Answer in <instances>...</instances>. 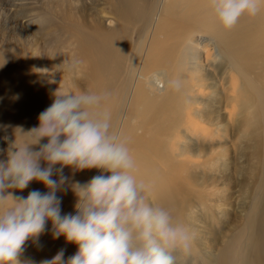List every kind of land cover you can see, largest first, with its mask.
I'll return each mask as SVG.
<instances>
[{"label": "bare ground", "instance_id": "obj_1", "mask_svg": "<svg viewBox=\"0 0 264 264\" xmlns=\"http://www.w3.org/2000/svg\"><path fill=\"white\" fill-rule=\"evenodd\" d=\"M44 1L42 11L32 16L33 26L24 28L22 39H17V32L0 45V131L15 138L18 128L27 131L38 126L39 114L50 106L59 87L108 92L99 111L110 115L114 130L127 142L137 164V178L152 184L151 201L179 219L187 202L194 200L190 192L203 187L195 172L216 159L214 152L202 150L177 160L184 152L180 150L174 157L170 143L193 123L189 121L191 110L202 109L195 104L201 66L209 76L219 75V83L213 87L224 95H216L211 106L206 105L208 109H236V97L226 95L225 87L232 76L257 99L261 86L255 75L260 64L264 66V42L259 39L256 19L245 15L232 29H218L206 0ZM96 7L103 9L100 17ZM28 30L33 33L31 39ZM205 46L208 49L201 59L200 49ZM74 57L83 61L76 74L65 76L56 71L64 60ZM42 69L48 71H38ZM177 78L183 85L180 91L171 89ZM233 114L228 112V119ZM201 119L215 122L217 116L208 110ZM63 171L71 181L81 183L99 174L96 169ZM32 190L46 191L43 185L31 182L13 194L26 197ZM57 195L62 200V214H75L71 189ZM260 202L257 229L244 245L245 250L259 248L251 264H264V186L254 208ZM24 249L19 257L22 264H40L61 249L67 260L77 246L63 236L54 238L49 222L38 241H27ZM203 263L202 259L199 264Z\"/></svg>", "mask_w": 264, "mask_h": 264}, {"label": "clouds", "instance_id": "obj_2", "mask_svg": "<svg viewBox=\"0 0 264 264\" xmlns=\"http://www.w3.org/2000/svg\"><path fill=\"white\" fill-rule=\"evenodd\" d=\"M206 3L222 30L232 29L245 15L256 16L264 6V0ZM82 63L75 57L64 60L56 71L74 75ZM172 83L176 91L183 87L180 78ZM109 95L59 87L39 114L38 126L18 128L19 139L15 135L0 150L7 157L0 161V264H22L26 242L38 241L49 222L53 237L63 236L77 251L65 260L61 249L40 264H177V254L190 250L194 230L151 201L152 184L137 178L127 142L114 130L110 115L99 111ZM64 168L73 173L96 169L99 174L73 182ZM31 182L46 191L13 194ZM68 188L75 197V214H62L57 193Z\"/></svg>", "mask_w": 264, "mask_h": 264}, {"label": "rangeland", "instance_id": "obj_3", "mask_svg": "<svg viewBox=\"0 0 264 264\" xmlns=\"http://www.w3.org/2000/svg\"><path fill=\"white\" fill-rule=\"evenodd\" d=\"M44 2L0 0V32L3 34L0 45L3 46L5 40L17 34V39H22L24 28L33 26L32 16L42 11ZM96 8L100 17L103 9ZM254 18L260 33L259 39L264 42V6ZM26 33L27 38L31 39L33 33L29 30ZM206 49V46L200 49L201 59H204ZM205 68L208 70V67ZM257 69L255 78L261 86L257 99L251 95L249 88L243 87L241 80L232 76L225 87L226 95L236 97V105L233 101L236 109H208L206 105L211 106L216 95H224L218 87L214 91L213 86L219 83V75L209 76L202 66L200 68L203 76H198L195 83L199 86L195 104L202 109L191 110L189 121L193 123L177 134V140L170 144L174 157L176 152H184L176 157L177 160L191 158V151L205 150L214 152L212 157L216 161H211L212 164L195 172L199 184H203L204 188L201 186L200 190L191 191L193 202H187L179 219L174 217L189 225L196 234L190 250L177 254V264H199L202 259L205 264H251L252 255L259 249L254 251L252 247L244 248L246 241L251 240L257 229L255 225L261 202L257 208L254 207L260 200L264 186V93L261 89H264V66L260 64ZM208 110L217 116L215 122L201 119ZM231 111L234 114L228 119V112ZM12 140L14 138L9 133L0 131V150H6ZM6 158V151H0V160ZM75 253L72 252L71 256ZM221 258H225V261H221Z\"/></svg>", "mask_w": 264, "mask_h": 264}]
</instances>
